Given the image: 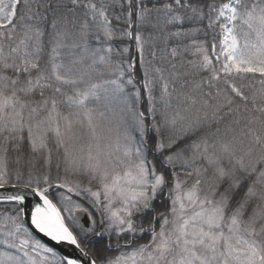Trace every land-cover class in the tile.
<instances>
[{"label":"snow or ice","instance_id":"6c2138e0","mask_svg":"<svg viewBox=\"0 0 264 264\" xmlns=\"http://www.w3.org/2000/svg\"><path fill=\"white\" fill-rule=\"evenodd\" d=\"M145 25L174 43L167 55ZM209 32L210 49L194 38ZM241 111L244 127L222 131ZM0 139V264H83L37 233L87 264H264V0H0ZM21 145L49 170L11 169Z\"/></svg>","mask_w":264,"mask_h":264},{"label":"trees","instance_id":"16d2710c","mask_svg":"<svg viewBox=\"0 0 264 264\" xmlns=\"http://www.w3.org/2000/svg\"><path fill=\"white\" fill-rule=\"evenodd\" d=\"M193 25H188L185 24V27H190ZM169 31H174L175 29H168ZM142 32L144 34L145 37H148L149 35L153 36L155 38V46L160 50V55H167V51L166 49H171L174 46L173 42L170 41H166L165 38H162L158 31L156 29H154L151 25H145L144 28L142 29ZM197 41H203L206 43V45L209 47V49L211 48V32H209L208 36H204L203 34L197 35L196 37H194ZM44 41L47 42V36H45ZM184 44L186 45H190L191 44V40H185ZM120 47H128L130 49V52L126 54L127 56H130L131 59L134 60H138L137 54H136V45L134 42L132 41H126L125 44L120 45ZM151 48H148L147 51H151ZM182 59L184 61H193V62H198V60L200 59V57L198 55L195 54V49L189 47L188 49V53L186 55L182 56ZM44 61H42L43 63ZM8 75H12L11 72L8 73ZM137 75H139V73H137ZM21 79H23V77H21ZM195 79H199V77H195ZM256 79L258 80V77H247L245 80L241 81L239 79H237L236 83L240 84V83H244V84H250L253 82V80ZM256 87H259V84H256ZM204 91H208L207 88L204 89ZM250 94V93H248ZM37 99H40L39 96L36 97ZM237 103H240L239 100H237ZM252 106L249 105V108H251ZM241 108H243V105H241ZM227 111V109H225V112ZM221 115H224V113H221ZM244 113L243 111H241L240 113H236L232 116H225L224 120L219 124V127L221 128L222 131H225V129H231V128H237V131L241 128L244 127L243 123H241L240 125H234L233 121L236 119H243ZM228 135L231 136L232 133L231 131L228 132ZM0 147H9L11 148V145L7 144L6 142H4L2 139H0ZM23 150L22 151H12L10 150L7 153V159H8V164L9 167L11 169H15L17 167H27L28 162L31 161V163L35 166V168L38 171H48L49 168L47 165L44 164V161L42 159V157L39 154H32L30 148L27 145H21L20 146ZM20 158V163L17 164L16 160L17 158ZM60 157H58L55 152L53 153L52 156V162H51V166H50V171H51V175L55 178L58 174L60 176H63V171L61 170L59 173H57V169H56V164L59 162ZM63 167V165H61V168ZM177 172H180L179 169H177ZM180 178L183 179V174L181 173ZM75 179V178H73ZM85 186L87 187L88 185L85 183ZM243 189L240 191L239 196L243 195ZM239 196L237 198H239ZM154 207L156 208V211L158 212H164L167 210L168 207V202L166 200L164 201H160L158 200ZM154 215V213H149L148 214V219L151 218V216ZM139 223V221H138ZM145 226H147V219L144 221ZM75 232L80 235L83 236L85 233L79 231L78 229H76L75 225H73ZM149 239L148 236H145L144 239L142 241H139V243H146L147 240ZM107 243V240L103 237H98V236H89L87 240H85L82 244L83 247L88 248L90 251H97L99 250L100 252H103L104 246ZM113 245L116 243L115 238H113L112 240ZM109 255H111V253H107Z\"/></svg>","mask_w":264,"mask_h":264},{"label":"water","instance_id":"95a60500","mask_svg":"<svg viewBox=\"0 0 264 264\" xmlns=\"http://www.w3.org/2000/svg\"><path fill=\"white\" fill-rule=\"evenodd\" d=\"M74 197L78 198L76 194H73ZM82 201L83 198H79ZM34 203V201L30 200L29 201V207H31V204ZM91 226V222L90 219L87 215H85L84 213H79V222H78V227L84 231H87L88 228ZM37 235L44 240L47 244H49L50 246H52L55 251L57 253H59L60 255H68V256H75V257H79L82 259L83 264H87L88 262V257H84L81 252L79 251V249H77L75 246L70 245L66 242L64 243H60L57 244L56 242L50 241V239L46 238L43 236V234H39L37 233Z\"/></svg>","mask_w":264,"mask_h":264},{"label":"rangeland","instance_id":"374dc122","mask_svg":"<svg viewBox=\"0 0 264 264\" xmlns=\"http://www.w3.org/2000/svg\"><path fill=\"white\" fill-rule=\"evenodd\" d=\"M50 45H48V47L45 49V51H49L50 50ZM46 59V57H45ZM50 93L49 92H45V95H49ZM70 94V93H69ZM37 99V98H36ZM109 104L110 108H111V112L109 113V116L113 119V123H117L119 122V119H120V108H121V105L115 101H101L100 104H99V109L100 111H104L105 110V107L104 105L105 104ZM61 111L65 112V114L68 112V109L67 108H64V109H61ZM73 200H78L76 198H72ZM79 203L83 204L81 201L78 200ZM57 258H59V255L57 254Z\"/></svg>","mask_w":264,"mask_h":264},{"label":"flooded vegetation","instance_id":"af4514ba","mask_svg":"<svg viewBox=\"0 0 264 264\" xmlns=\"http://www.w3.org/2000/svg\"><path fill=\"white\" fill-rule=\"evenodd\" d=\"M89 212H91L92 213V215H93V218H94V216L96 215L91 209L89 210ZM96 217H97V219H98V216L96 215Z\"/></svg>","mask_w":264,"mask_h":264}]
</instances>
